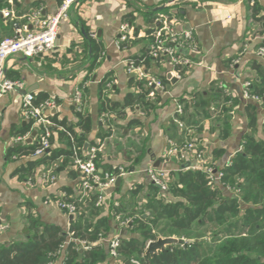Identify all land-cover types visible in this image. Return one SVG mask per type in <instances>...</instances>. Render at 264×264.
Masks as SVG:
<instances>
[{
	"label": "crops",
	"instance_id": "0c3cea01",
	"mask_svg": "<svg viewBox=\"0 0 264 264\" xmlns=\"http://www.w3.org/2000/svg\"><path fill=\"white\" fill-rule=\"evenodd\" d=\"M59 2L19 0L15 8L9 1L19 15L37 10L42 15L54 14ZM161 5L164 7L159 8ZM253 5L257 10L256 18L252 15ZM160 10L157 16L150 13ZM161 14L175 17L178 31L191 33L194 48L181 51L190 64L183 73L176 71L167 59L158 63L152 59L149 67H140L145 76H165L168 80L164 89L154 87V94H147L156 108L144 113L138 108L125 107L123 116L113 118L111 131L107 134L99 114L100 83L106 77L111 78L106 97L120 104L127 94L139 91L133 81L146 77L132 70L130 59L148 48L152 35L149 36V32L153 33L158 27L156 20L151 22L152 17L157 19ZM259 17H264V0H81L59 23L51 52L43 56L8 58L6 76L22 80L23 88L0 97V223L5 226L1 233L7 235V240L0 245L26 241L29 236L28 208L39 224L55 225L68 232L71 216L60 209L56 201L62 195L74 198L80 192V173L63 156L47 164L40 159L49 152L33 156L7 155L13 145L33 144L40 137L42 124H34L23 142H15L29 122L21 114L25 93L42 94L54 100L55 108L44 111L49 120L56 115L59 120L75 123V97L81 91L83 107L90 117L86 140L104 145L96 159L98 170L101 172L104 165L106 169L122 166L127 171L119 176L118 185L115 180L104 191L107 201L101 208V215H106L111 206L122 208L119 214L125 216L137 213L150 199L172 202L175 198L155 188L145 172L153 167L166 170L172 177L173 173L195 166L193 158L187 154L166 156L167 140L179 139L182 134L173 120L171 97L185 98L189 103L194 102L191 104L204 103L205 115L195 111L201 126L199 142L209 153L220 150L215 159L219 166L242 150L245 134L264 142V104L244 96L245 82L257 78L255 64L259 65V71H264V57L257 55L258 49L264 47V20L257 19ZM18 20L20 24L27 23L26 18ZM28 23L29 28H33ZM123 23L130 25L129 38L125 46H118L116 40ZM6 24L0 16V38L8 36ZM94 56L96 62L92 63ZM169 72L175 82L167 77ZM215 87L229 95L232 104L229 112L213 110ZM248 104L252 105L256 116L254 126L248 125ZM183 105L186 106L185 102ZM184 112L186 120L195 119L187 116L192 112L190 104ZM132 119H140L141 125L127 128ZM51 132L50 151L67 149L59 130L53 128ZM29 138L31 141L27 142ZM30 162L35 164L30 175H26L21 169L30 167ZM184 164L188 167L182 168ZM47 172L54 174L52 182L45 181ZM220 189L224 195L238 196L230 187L221 185ZM97 193L98 190H93L90 198H96ZM108 220L112 226L111 236H132L125 226L117 224L116 217L110 216ZM61 263L59 259L55 264Z\"/></svg>",
	"mask_w": 264,
	"mask_h": 264
},
{
	"label": "trees",
	"instance_id": "16d2710c",
	"mask_svg": "<svg viewBox=\"0 0 264 264\" xmlns=\"http://www.w3.org/2000/svg\"><path fill=\"white\" fill-rule=\"evenodd\" d=\"M9 1L15 8L19 5V0H0V11L11 7ZM158 12L161 13V10L150 13L157 16ZM256 13L257 10L253 5L252 15L255 18ZM156 16L152 17L151 22H155ZM257 19L264 20V17ZM5 22L8 36L13 35L15 23H20L17 20H5ZM262 26L264 27V23ZM150 32L149 36L152 34ZM149 38L148 48L139 56L130 59L133 67H149L152 59L157 63L164 59L169 61L168 57L153 58L151 56L150 45L154 37L151 35ZM121 45L125 46L126 42ZM95 62L96 57L94 56L92 63ZM173 66L176 71L183 73L187 65L173 64ZM258 67L259 65L255 64L254 68L258 75L250 82L247 92L264 104V71H259ZM156 78L163 85L168 82L165 76ZM110 81L111 78L106 77L100 83L99 114L101 119L104 117L102 123L104 122L107 127V134L111 131L113 118L123 116L125 107L138 108L144 113L156 108V104L147 97V94L154 91V87L148 85L147 79L133 81L139 91L127 94L123 104L113 102L106 97L105 93L110 89L108 86ZM213 92L216 103L213 110H216V113L221 110L229 112L232 109L229 95L219 87H215ZM47 99L49 98L46 95H36L33 104L38 106ZM177 100L182 104L185 102L184 111L186 112L190 104L192 112L187 116H194L195 119L186 120L183 117L184 114L180 117L184 122V128L181 129V137L174 141L178 145L189 141L195 142L198 149L204 150L205 164L212 170L222 172L219 182L210 186L208 175L205 172L197 169L180 170L173 173L168 182V193L175 199L167 203L150 199L148 204L137 212L139 216L135 218L133 216L135 212L121 216L122 214L119 213L123 210L119 206H111L106 215H101L103 206L95 204V197L79 201V194L74 198L66 196L67 200L73 202L78 208L75 214L70 215L68 232L62 231L55 225L39 224L28 208L26 218L29 236L24 242L0 245V264H53L56 258L61 260V264H127L128 261L130 264H264V142L256 140L250 134H245L242 150L231 158L229 165L225 163L219 166L215 159L220 150L209 153L199 142L201 126L197 118L199 115L195 111L205 115L207 110L204 108V103L199 101L191 104L194 102L191 100L192 102L189 103L185 98ZM246 111H248V125L254 126L256 116L251 104L246 106ZM75 113L77 117L75 123H70L66 119L59 120L56 115H52L51 120L46 118L51 125H41L39 136L44 134L45 129L50 132L53 128L57 129L68 147L65 150L55 151H50V148L46 149L44 152H49V154L40 159L42 162L49 164L58 156H63L65 160L72 162L71 137L80 148V154L84 143L88 146L96 145L86 140V134L90 129V117L83 107V100L81 108ZM32 125L33 122L29 121L17 136L28 135ZM135 125H141V120H130L127 128ZM262 131L264 133V124ZM39 146V139L33 144L22 146L15 144L8 149L7 155L10 157L13 155L16 157L33 156ZM34 164L30 162V167L25 170L21 169V171L30 175V169ZM96 165L99 167L97 161ZM119 167L125 170L122 166L106 169L102 165L101 175L118 176ZM221 185L232 188L238 196L230 197L222 194ZM87 213L90 219L84 220ZM110 216L117 218L118 225L123 223L128 233L132 235L126 238L120 237V244L116 249L117 258L110 255L108 245L101 241L102 238L111 236L112 226L108 220ZM160 220L165 223L160 231H168L164 233V236L176 234L179 238L184 237V239L181 238L182 240H191V242L181 246H167L153 255L146 253L148 242L157 237L153 231ZM207 227L210 229L205 232L207 235H199L200 231ZM80 241H85L89 246L83 248Z\"/></svg>",
	"mask_w": 264,
	"mask_h": 264
},
{
	"label": "built area",
	"instance_id": "2783aa9c",
	"mask_svg": "<svg viewBox=\"0 0 264 264\" xmlns=\"http://www.w3.org/2000/svg\"><path fill=\"white\" fill-rule=\"evenodd\" d=\"M81 0H60L57 10L54 14L42 15L39 10L32 12L31 14L19 15L13 8H4L0 11L1 16L5 20H17L19 18H26L27 23L33 25V28H29L27 23L18 24L15 23L14 33L10 36H5L0 39V97L4 94L13 91L21 90L23 88V81L20 79H10L6 76L5 67L6 61L12 56L23 57H35L43 56L51 52L55 47L56 37L58 33V26L62 19L68 16V12L71 7H76ZM157 28L152 33L154 37L153 43L150 45L151 56L157 58L164 56L169 58V62L177 65H189L187 57L184 56L181 51L184 48H194V39L189 31H178V21L173 16L159 15L156 19ZM28 23V24H29ZM130 25L123 23L119 29V35L116 40V44L120 46L123 42H127L129 38ZM257 55L264 57V47H260L257 51ZM139 76L146 77L149 86H153L159 89H164L162 82L152 76H145L140 67H133L130 65ZM170 73V72H169ZM249 82L244 84V96L246 98L259 100L257 97L250 96L248 88ZM149 95H153L150 92ZM35 94L32 92L25 93L22 96L21 102V114L27 121H32L34 124L51 125L50 121L44 116V111L47 109L55 108V102L52 98L45 100L38 106L33 104ZM75 101L77 102V109L82 106V94L81 91L76 93ZM173 104V120L177 127L181 130L184 128V122L180 117L184 114V105L177 100V98L171 97ZM104 121V117H102ZM51 132L45 129L44 134L39 138L40 146L36 149L35 155H41L44 151L50 148ZM27 138V135L17 136L15 142H23ZM72 141V166L80 173V193L79 201L89 198L93 190H98L96 194L95 204L97 206H103L107 201L105 190L112 186L116 178L124 175L127 171L119 167V175L113 176L105 174L101 175L96 165L97 155L103 151V143H99L93 146H88L86 151L80 154L79 147L71 137ZM204 150L198 149L195 142H185L178 145L174 140H167L166 156H175L187 154L193 158L195 166L193 169L205 172L208 175V185L212 186L214 183L219 182L222 172L212 170L205 164ZM231 163V159L226 162V165ZM188 167V166H187ZM150 182L155 185L162 194L168 193L169 173L163 169H156L149 167L145 170ZM55 176L50 172H47L45 181L52 182ZM57 206L66 212L68 215L75 214L78 210L77 206L68 201L66 195H62L57 201ZM5 229V226L0 223V233ZM108 245L109 253L112 257L117 258L116 249L120 244V236L114 235L108 238H102ZM80 245L83 248H87L89 245L85 241H80ZM137 263V262H134Z\"/></svg>",
	"mask_w": 264,
	"mask_h": 264
},
{
	"label": "water",
	"instance_id": "95a60500",
	"mask_svg": "<svg viewBox=\"0 0 264 264\" xmlns=\"http://www.w3.org/2000/svg\"><path fill=\"white\" fill-rule=\"evenodd\" d=\"M163 7L164 5H161L159 8H163ZM0 16H1V13H0ZM84 35L86 36V34ZM167 77L170 78L172 82H175L176 80L175 78H172L170 73L167 74ZM34 134L35 132H33L32 136ZM30 141H31V138L27 140V142H30ZM87 147H88V144L86 143L83 147V152L86 151ZM187 166L188 164H184L182 168H186ZM119 182H120V177H117L115 184L118 185ZM6 240H7V235L5 233H1L0 243ZM190 242L191 240H182V239H178L174 237H157L156 239L148 242V244L146 245V253L153 255L157 253L158 251H161L162 249L166 248L167 246H172V245L181 246V245H186L187 243H190ZM127 264H130V262L128 261Z\"/></svg>",
	"mask_w": 264,
	"mask_h": 264
},
{
	"label": "rangeland",
	"instance_id": "374dc122",
	"mask_svg": "<svg viewBox=\"0 0 264 264\" xmlns=\"http://www.w3.org/2000/svg\"><path fill=\"white\" fill-rule=\"evenodd\" d=\"M137 212V211H136ZM147 214V213H146ZM134 216V218L136 217V216H139V213H137L136 215L134 214L133 215ZM90 219V217H88V213L86 214V216L84 217V220H89ZM91 219H93L94 220V218H91ZM94 222V221H93ZM121 225H123V223L121 224ZM165 226V223H164V221L163 220H160L159 222H158V225H157V227H155L154 228V231L153 232H155V234L157 235V237H174V238H178V239H184V237H182L181 236V238H179L176 234L175 235H172V236H164L168 231L167 230H165L164 232H162V231H160V229H162L163 227ZM207 229L208 230H210L209 229V227H207L206 229H203L202 231H200V233H199V235H205V232L207 231ZM165 233V234H164ZM207 235V234H206ZM205 235V236H206ZM156 237V238H157ZM58 261V259L56 258L55 260H54V262H53V264H55L56 262Z\"/></svg>",
	"mask_w": 264,
	"mask_h": 264
}]
</instances>
